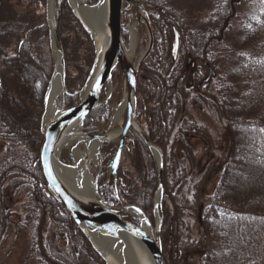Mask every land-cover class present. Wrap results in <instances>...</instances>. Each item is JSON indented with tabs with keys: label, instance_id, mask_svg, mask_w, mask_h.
<instances>
[{
	"label": "trees",
	"instance_id": "trees-1",
	"mask_svg": "<svg viewBox=\"0 0 264 264\" xmlns=\"http://www.w3.org/2000/svg\"><path fill=\"white\" fill-rule=\"evenodd\" d=\"M95 1L87 0L89 4ZM140 1L149 14L153 47L163 35L173 38L176 32L183 49L179 48L180 57L187 53L197 61L195 70L187 72L183 64L176 63L178 55L174 60L168 57L169 42L163 43L164 58H160L162 50L153 48L149 58H157L154 67L142 65L139 74L142 105L136 119L146 138L164 155L158 209L164 263L264 264V0H189L200 5L197 11L187 8L188 0ZM55 6L65 89L73 93L85 83L94 51L66 1L55 0ZM44 18L45 0H0V239L9 226L2 197L7 186L27 201L20 226L31 230L37 239L39 261L104 264L63 207L47 193L39 170L42 101L53 69ZM206 64L216 74L211 80L213 92L206 85L200 94L196 87L202 82ZM206 95L213 99L204 98ZM182 99L214 113L228 135L225 160L216 169V185L206 197L199 195L211 169L200 182L188 181L182 163L168 149L176 140L187 145V134H204L194 121L180 119ZM62 101L70 108L77 104V96L67 95ZM108 115V105L102 103L89 115L83 131L101 133L95 125ZM125 139L122 157L130 169L119 165L115 182L112 178L107 181L101 172L96 192L102 201L137 207L152 223L156 167L134 131ZM185 191L190 192L189 198ZM186 217L196 220L200 239L199 244H185V253L193 252L196 258L187 263L180 248H184L183 235L190 234ZM45 224L60 234L63 248L59 252L38 247V232Z\"/></svg>",
	"mask_w": 264,
	"mask_h": 264
},
{
	"label": "water",
	"instance_id": "water-1",
	"mask_svg": "<svg viewBox=\"0 0 264 264\" xmlns=\"http://www.w3.org/2000/svg\"><path fill=\"white\" fill-rule=\"evenodd\" d=\"M70 8L73 17L81 25L88 35L94 51V60L86 78L84 87L79 92L78 103L71 108L58 110L43 124L45 116V102L48 94L49 84L54 77L57 60H55V49L58 53V64L60 65L64 78L65 62L63 50L58 39L57 28L54 20L53 2L45 1V23L51 39V49L53 57V70L48 80V86L44 96L43 113L41 117L42 141L40 142L38 154V165L47 193L60 205L68 214L72 223L76 225L82 236L88 242L92 250L103 261L104 264H119L108 252L98 244L94 236L116 239L125 237L134 249L137 264H164L160 247V225L158 206L161 202L163 192V155L155 144H151L143 131L135 122L137 106V76L141 65L151 53L153 47V34L150 27L147 10L139 0H96L94 4H88L87 0H80V7L90 12L97 6L104 9V33L97 35L79 16L78 10L73 0H65ZM127 13L131 14L129 29H126L125 21ZM142 28V29H141ZM143 31L146 40V47L142 54L135 59V48L129 53V48L134 41V31ZM122 32L128 35V42L125 45ZM134 35V38H133ZM56 46L55 49L53 47ZM175 47H177V36H175ZM113 72L117 73L121 85V115L117 126L113 130L99 135H90L83 132L84 123L90 113L107 102L110 95L102 102L99 98L103 91L107 89L112 80ZM211 75V72H210ZM63 93L67 94L64 90ZM109 93V92H108ZM133 130L150 150L155 159L157 171V187L155 188L153 200L154 235H150L138 224L126 220L129 211L138 208L127 206L113 208L102 202L100 197L88 200L79 197L61 183L56 172L55 162L59 163L58 157L63 150H69L79 144L89 146L91 143H99L97 148L101 163L106 172L107 181L112 177L114 180L124 147V142L129 130ZM113 131V132H112ZM106 161L105 164H103ZM139 210V209H138ZM141 215V211H137ZM145 219L144 216H142ZM146 220V219H145ZM139 243L140 250L136 248Z\"/></svg>",
	"mask_w": 264,
	"mask_h": 264
},
{
	"label": "rangeland",
	"instance_id": "rangeland-1",
	"mask_svg": "<svg viewBox=\"0 0 264 264\" xmlns=\"http://www.w3.org/2000/svg\"><path fill=\"white\" fill-rule=\"evenodd\" d=\"M146 1H151L153 3L155 0H146ZM180 1H182V0H180ZM194 2L195 1H189L187 4V8L191 7L190 9L197 11V9L199 8L200 5L197 3H194ZM52 8H53V12H55L57 14V8L55 7L54 4H53ZM126 15H127L126 25H128L131 21L132 16L130 13H127ZM129 27H130V25H128L126 27V29H129ZM142 34H143V31H141V32H139L138 30L134 31V35H135V41H134V43H135V55H134V58L135 59H137L142 54V52L144 51V49L146 47L145 36ZM123 36L125 38V44H127L128 35L123 34ZM170 36H171L170 34H169V36L163 35V38L155 45L156 47L155 48L153 47L154 49H158V50L163 51V52L160 51L161 52V56H160L161 59L164 58V49H162L163 45L167 44L168 42H169L168 43V50H169L168 51V54H169L168 57L170 59H173V60L176 58V56L173 54V48L175 46V36L173 38H171ZM58 37H59V34H58ZM46 39H47V48L50 52L51 60H52L53 57H52V49H51V39L49 37V34H48ZM178 39H179V35H178ZM59 40H60V43L62 46L61 39H59ZM228 40H231V36ZM180 41L181 40L179 39V42ZM179 45H180V43H179ZM179 48L183 52V49L179 46L178 52H177L178 54L176 53L178 55L177 56L178 60H176V63H178L181 66L183 64L184 68L187 72L194 71L195 69L192 70L191 69V67H192L191 63H189V62H193V61H191L192 59H190L192 56H190V58H186L188 56V54L186 53V56L184 58H181ZM149 56H148V59H146V61L144 62V66L149 67V68L154 67V63H156L155 61L157 60V58L156 57L149 58ZM180 58L183 60H181ZM52 64H53V60H52ZM208 72H209V70L207 68H205V70L203 72L204 75H203L202 82L200 83V85L197 86L198 88L196 87V89L198 90V92L200 94L203 93V90H204L206 85L207 86L209 85V90L211 92H213V86L211 84V81L208 80L209 77H211ZM187 76H188L187 81L190 83V80H191L190 78H192V74L189 73V74H187ZM212 79H214V78H212ZM64 84H65V73H64ZM138 85L139 86L142 85V79L141 78H138V80H137V86L136 87H138ZM83 86H84V84H83ZM83 86L80 88V90L74 91L73 93H71V92L69 93L67 91V93L72 94V96H77V99H79L78 93L82 91ZM137 91H138V89H137ZM108 92H109V94H108ZM106 94H108V96L110 95L107 102H104L105 104L108 105L109 115H108L107 120H105V119L100 120V122H98L95 125L97 127V129L101 132V133H98L99 136L110 130L111 124H112L113 118H114L113 114L117 110V108H119L121 105V98H120V97H122L121 85H120L119 79H118L116 74L112 78L111 83H110L109 87H107L106 92L102 95V98H104L106 96ZM64 96H66V94L62 93V95L59 97V99L56 100L57 101L56 107L58 110L59 109H61V110L67 109L62 104V102H63L62 100H63ZM139 97H140V94L138 93V106H137V108H139V105L140 106L142 105L140 103ZM204 98L211 99L212 97H209L206 95ZM204 98H203V100H205ZM104 100L105 99H103V101ZM183 101L184 100L182 99V103H183ZM77 102H78V100H77ZM188 104H189L188 102H184L183 104H181V105H183V110L180 114V119L182 118V120H184V121H188V120L194 121L197 125L201 126L204 134L203 135L187 134L185 136L187 145L182 146V144L178 140H176V142L173 144L171 142L172 148L170 145L168 149L171 151H174V155H175L174 157L177 160H179L180 163H182V167L184 168V172H186L185 177H187L188 181H193L194 183L200 182L202 179L207 178L206 175H208V172L211 169L210 174L208 175V178L206 179L207 180L206 184L204 186H202V193L199 195L200 197L203 195L206 197L212 193L213 187H214V185H216L217 178H218L216 176L217 175L216 173L218 172V170L216 171V169L225 160V157H226L225 154H227V150H228V144H227L228 143V135L226 134L227 133L226 130L224 128H222L221 124H219L220 123L219 119L217 116H215L214 113L211 114L208 111V109L199 110L198 108H195V107L188 105ZM137 111H138V109H137ZM40 126H41V121H40ZM82 146H84L83 143L73 147L70 151L71 153L68 152L69 151L68 149L63 150V153L58 157L59 163H61L62 165L68 166V167H73L74 166L73 165L74 159L72 158L73 151L77 147H82ZM162 153H163V151H162ZM151 156L153 157L152 154H151ZM153 162L155 165V159L154 158H153ZM120 165H122V168H124V169L125 168L130 169V164L126 160L125 156L121 158ZM88 167H89L90 172L92 173L94 182L96 180H98L99 176H101V172L104 173V171L101 169V167H103L102 164H101V166H92V164L88 163ZM198 172H200L201 176L195 177L198 175ZM112 181L115 182L114 179ZM190 186H191V184H190ZM156 187H157V185H156ZM113 192L116 193V195H114L115 197L118 196L117 195L118 193H117V191H115V189L113 190ZM154 193H155V191H154ZM189 193L186 192L187 197L189 196ZM194 194L195 193H193V195ZM2 197H3V207H5V209L7 211V218L9 220L8 221L9 226H8V228L5 227L6 232H5L4 236L1 237V239H0V264H43L42 261H39L41 256H39L38 251L36 252V250H37L36 249V240L37 239L35 237H33V233L31 230H29L27 227L20 226V224L22 222L21 217L23 216V214H25V205L27 203L26 199L21 195L19 196V195L15 194V192L12 191L7 186H5L3 188ZM103 202H105L106 205H108L110 207L113 206V208L114 207L115 208L123 207L122 205H118L115 203H111V202H107V201H103ZM152 212H153V208H152ZM137 213H139V212H137ZM127 219L131 222L137 221V219H134V217H132V216L127 217ZM160 220H161V216H160ZM184 221H185L186 226H189L188 229L190 230V234H188V235L184 234L183 235V238L181 239L183 241L181 243H183L184 248L180 246V248H182V250H184L186 248L187 244H189V245L199 244V242H200L199 232H198V228L196 225V220L195 219H193V220L187 219V217H186V219ZM39 230H40V233L38 232V234H39L38 247L39 248L43 249V247H44V249L46 251H49V252L50 251L52 252V250H53V252H59V250L61 248H63L61 236L58 233V231H56L55 228H53V226L51 227L49 224H45ZM153 230H154V224L151 227V230H149L152 233V235H154ZM40 243H41V245H40ZM42 249H41V251H42ZM185 252L186 251L184 250V254H183L182 259L184 258L186 263L188 260L192 261L193 259H196L193 252H189L187 254Z\"/></svg>",
	"mask_w": 264,
	"mask_h": 264
},
{
	"label": "bare ground",
	"instance_id": "bare-ground-1",
	"mask_svg": "<svg viewBox=\"0 0 264 264\" xmlns=\"http://www.w3.org/2000/svg\"><path fill=\"white\" fill-rule=\"evenodd\" d=\"M74 4L78 10L79 16L82 20L87 24V27L91 28V30L97 35H103L104 33V9L102 6H97L93 8L90 12L85 10L83 7H80V0H73ZM52 4V0H51ZM134 38V35H133ZM135 41V38H134ZM132 41L130 47L127 48L129 53H132L133 47L135 48V43ZM56 46L53 47L55 49ZM55 60H57V66L55 69L54 77L49 84V89L46 102H45V116L43 124L57 111L56 103L59 97L63 93V74L60 65L58 64V53L57 49H55ZM121 107V105H120ZM117 108L114 112L113 122L111 124V130L117 126L119 121V117L121 115V108ZM113 132V131H112ZM99 146V143L93 142L89 146L77 147L73 151L72 158L74 159L73 167H68L62 165L61 163L55 162L56 172L59 176L61 183L66 186L73 193L78 195L81 198L94 200L97 197V189L96 183L93 180L92 173L89 170L88 163L93 166L101 165V160L96 151ZM129 211V215L137 219L141 223V226L147 231L150 235L151 230L149 224L143 219L140 213L134 210ZM95 240H97L98 244L101 245L108 254L115 259L116 263L119 264H137L134 255V249L128 240L120 236L118 240L116 239H108L102 238L98 236H94ZM136 243V242H135ZM136 248L140 250L141 246L139 243H136Z\"/></svg>",
	"mask_w": 264,
	"mask_h": 264
},
{
	"label": "flooded vegetation",
	"instance_id": "flooded-vegetation-1",
	"mask_svg": "<svg viewBox=\"0 0 264 264\" xmlns=\"http://www.w3.org/2000/svg\"><path fill=\"white\" fill-rule=\"evenodd\" d=\"M186 58H190V55H188ZM190 59H192V61H193L192 64H191V66H192L191 69L194 70L197 61H196V59H194L193 57H191ZM206 68L209 70L211 67H210L209 65L206 64Z\"/></svg>",
	"mask_w": 264,
	"mask_h": 264
},
{
	"label": "snow or ice",
	"instance_id": "snow-or-ice-1",
	"mask_svg": "<svg viewBox=\"0 0 264 264\" xmlns=\"http://www.w3.org/2000/svg\"><path fill=\"white\" fill-rule=\"evenodd\" d=\"M137 211H139V210L137 209Z\"/></svg>",
	"mask_w": 264,
	"mask_h": 264
}]
</instances>
